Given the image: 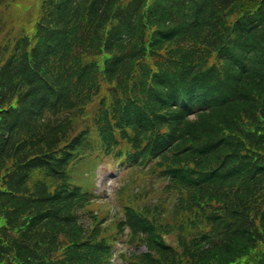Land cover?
<instances>
[{"label":"trees","instance_id":"obj_1","mask_svg":"<svg viewBox=\"0 0 264 264\" xmlns=\"http://www.w3.org/2000/svg\"><path fill=\"white\" fill-rule=\"evenodd\" d=\"M165 1L174 16L132 32L130 21L129 38L104 50L116 9L134 0H102L82 22L76 0L61 35L83 49L63 65L29 38L5 50L0 128L12 139L0 150V264H113L125 224L147 248L123 253L125 264H264V0ZM136 16L154 19L148 5ZM162 31L171 41H155ZM103 51L120 57L115 76L95 62ZM198 97L209 109L190 120L187 100ZM52 115L59 122L46 129ZM88 148L151 178L106 227L77 179Z\"/></svg>","mask_w":264,"mask_h":264},{"label":"rangeland","instance_id":"obj_2","mask_svg":"<svg viewBox=\"0 0 264 264\" xmlns=\"http://www.w3.org/2000/svg\"><path fill=\"white\" fill-rule=\"evenodd\" d=\"M110 175V173H109ZM106 172H103V174L100 175V184L102 186V188L104 189L105 192H103V195L105 196H108V194H111L112 195V192H111V189L112 187L114 186V183L116 182V178L114 179L112 177V179H110V176H109ZM105 182V185H102V183ZM106 187V188H105ZM135 189H138V186H134ZM121 245H119V251L121 249Z\"/></svg>","mask_w":264,"mask_h":264}]
</instances>
